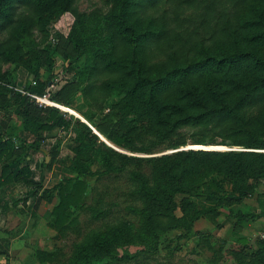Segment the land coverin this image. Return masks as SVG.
Instances as JSON below:
<instances>
[{"label": "trees", "instance_id": "trees-1", "mask_svg": "<svg viewBox=\"0 0 264 264\" xmlns=\"http://www.w3.org/2000/svg\"><path fill=\"white\" fill-rule=\"evenodd\" d=\"M76 2L0 0V32H9L0 43V110L12 109L19 120L7 129L0 126V188L21 177L33 183L26 162L29 152L39 151L41 133L71 131L77 142L75 175L54 185L58 201L46 221L56 233L80 235L63 264H118L153 256L160 242L159 217L187 232L198 220L217 217L219 209L236 212L237 222L253 219V213L232 207L256 193L264 181V0H105L106 10L88 12L79 11ZM186 9H191L189 15ZM65 12L74 19L68 34L59 35L64 46L59 49L46 39L50 24ZM34 33L42 42L22 53L19 41ZM59 55L66 62L62 69L70 73L51 100L91 122L112 99L116 125L99 128L111 142L135 152H151L159 144L176 148L188 140H226L244 149H184L137 158L103 145L85 122L56 107L38 106L30 96L43 94L58 77ZM11 62H16L14 73L23 67L32 77L22 88L1 71L2 64ZM21 130L37 136L28 142ZM133 159L147 161L149 172L129 170ZM90 175H124L131 198L127 208L136 220L118 217L82 233L79 210L97 220L105 218L102 207L84 204L93 190L86 181ZM213 175L232 180L230 192L223 193L222 182ZM203 180L209 191L199 187ZM178 194L183 196L179 203ZM192 195L214 204L200 209ZM40 196L47 203L53 198L46 191ZM178 204L180 216L175 213ZM262 206L258 209L264 210V202ZM230 244L226 252L234 264H264L260 239L255 248L246 236ZM124 245L140 248L118 255ZM34 254L41 262L55 256L39 249Z\"/></svg>", "mask_w": 264, "mask_h": 264}, {"label": "rangeland", "instance_id": "rangeland-1", "mask_svg": "<svg viewBox=\"0 0 264 264\" xmlns=\"http://www.w3.org/2000/svg\"><path fill=\"white\" fill-rule=\"evenodd\" d=\"M76 8L79 11L88 12L94 8H98L104 11L108 8V6L106 5L105 0H77ZM190 12L191 9H186L184 11V14L189 15ZM197 12H199V10H196L193 15H195ZM73 19L74 17L71 13L65 12L62 16L53 21L48 27L49 32L46 42L54 45L55 47H58L59 49H64L63 41L60 40L59 35L65 36L68 34ZM8 33L9 32H0V43L5 40L4 37H8ZM40 42H42V39H40V35H38L37 33H34V35L32 36L23 35L21 40L19 41V46L23 51L22 53H25L26 51L37 47ZM64 63H66L64 58L59 55L56 58L55 64V67L58 69L56 73H59V75L58 77H55V81H57L60 86L64 84L66 80H68L67 77L70 73L69 70L62 69L61 66ZM15 66L16 62L2 64L1 71L2 73H8L10 76L9 78L11 79H14L15 77L17 80L16 85L17 82L18 85H25L32 79V77L29 75V78L25 80L24 75H22L21 73L19 75L17 70L14 73ZM111 103L112 99H108L104 103L105 107L103 111L97 114L91 122L88 121L77 110L63 105L61 107L65 110L62 111L66 112L68 115L82 118L83 121L91 128L92 132L97 136L98 142L112 148L117 152L124 153L127 156L149 158L160 156L163 154H169L184 149H205L219 151L244 149L241 146L229 145L228 141L226 140H219L222 144H201L188 140L186 145H182L176 148L166 147L165 144H159L156 146L157 148H155L151 152L132 151L128 147L120 146L111 142L106 138L104 133H101V131L99 130V128L107 129L111 125H116L117 121L114 120V117L112 116L110 110ZM18 122V118L10 119L11 125H14ZM47 135L50 136L52 140L46 142L45 140H43L41 143L42 146L46 148V154H44L45 160L47 161V163L51 162V165L43 168H40L36 165V159L39 162V160L43 158V155L40 153L32 154L34 162L31 163L32 170L36 173L37 176L40 174L39 171H42L41 174L43 176H41L44 180H42L40 183H30L28 188L29 190L26 189L27 187L24 186L25 184L22 185L23 189L19 188L18 192L16 193L17 199H19L18 203L14 204L11 203L10 200L8 201L6 199V204H9L10 207L11 204H14L15 207L21 209V211L17 214V216H20L21 219L22 217H24L23 214L27 208V201L29 200V197L33 196L34 200L37 199V207L34 206L35 208L31 211L33 213L32 215L30 214V218L35 219V222L33 223V227L35 226L34 231L31 232L32 228L26 230V237H32V241H35V243H31V246L25 247L23 245H13L11 249H9L10 247L8 246H4V248L1 250H4L5 252L3 253L0 251V253H3L5 256V262H3L2 264H63V262H65L70 255L74 242L80 239V235H77L71 231L64 232L63 234L56 233L46 223V221L48 220L47 218L49 216L48 214L50 212V209H52L53 204H56L58 201L56 193L54 192V185H56L61 179L70 178L75 175L72 169L73 160L75 159L73 147L77 145V142L72 139L73 134L71 133V131L66 132L63 128L55 129L52 134L47 133ZM37 164L39 165V163ZM97 168V164H94L92 166L93 170H96ZM128 169H138L142 172L148 173L150 165L147 161H137L136 159H133L130 160ZM124 173L126 174V172ZM212 177L222 182L224 187L223 193L227 194L228 192H230L233 187L232 180L217 175H213ZM86 181L92 183L93 190L85 196L84 204H91L95 205L96 207H102L105 212V218L104 220H97L90 217L88 213L79 210V228L81 229L82 233H85L86 231L96 227H101L104 221H110L111 219L118 217H127L130 219H133V217H135L134 214L127 208V205L130 203L131 198L128 193L124 175L118 178L110 176H103L100 178L97 177V175H90L86 177ZM207 186L208 182L206 180H203L199 183V187L203 191H209ZM257 188L258 189L256 193H254L250 197H247L243 203L233 205L234 210H238L241 208L245 213L250 212L256 214L258 208L263 207L262 204L264 202V181H261V183L258 184ZM44 191H46L47 194L51 193L53 198L50 203L43 202L44 214L42 217H40L39 215L38 217L35 213L36 209L39 207V200L42 198L40 195H42ZM181 197H183L181 194H178L176 196L177 203H179ZM190 199H192L195 203V206L200 209L209 207L214 204L213 201H208L202 195H192L190 196ZM175 213L177 216H180L182 214L179 204L177 205ZM35 217L38 218L36 219ZM221 217L222 220L221 218L217 219V217L212 218L211 216L200 219L195 223L194 228H192V230L188 232L184 228V230H182V228L180 229L178 227H175L173 221L159 217L157 219V222L162 229L160 234V242L153 256L139 257L138 262L131 261L118 264H217V259H219L220 263L222 262V264H233L234 261L226 252V249L231 245L230 242H227L226 240V244L221 246L219 240L220 237H227L229 233L228 225L222 228L223 230L221 231L220 223L223 222L225 218L223 215ZM249 222L247 224H243L245 225L244 227H240L238 225L234 226V228L237 229V232H240L241 230L242 233H245L249 230L248 227H253L255 225V221L250 219ZM16 226L17 227L11 230V236H15L18 233L21 225L17 224ZM28 231H30V233ZM261 231L262 230H258V233H260ZM253 238L255 241L259 239L257 234H255ZM23 248H27V250L30 251L27 257L28 260L25 263L18 259V254H21ZM138 248L140 247H137L135 245H124L121 248H118L116 252L118 255H121L124 252L133 254ZM220 248L221 251H219ZM37 249L44 251H53L55 252V256L53 257V259L50 258L51 260H44L43 262L38 261L34 254V251Z\"/></svg>", "mask_w": 264, "mask_h": 264}, {"label": "crops", "instance_id": "crops-1", "mask_svg": "<svg viewBox=\"0 0 264 264\" xmlns=\"http://www.w3.org/2000/svg\"><path fill=\"white\" fill-rule=\"evenodd\" d=\"M17 72L19 73V75H20V73L22 75H24L25 80H27L29 78V72L23 67H19ZM17 86L20 87V88L23 87V85L22 86L18 85V82H17ZM11 118L12 119L16 118L13 115V113H12V109L0 110V126L3 129H7L9 126H12L11 123H10V119ZM16 124L17 123H15L14 125H16ZM53 131H51V132H43L40 135L42 137H44L45 142L46 141H51L52 138H50V136H48L47 133L52 134ZM19 135L21 137H23L28 142H32L37 136L36 134L30 132L29 130H21ZM47 138H50V139H47ZM34 153H36V154L40 153V154L43 155V158L40 159L39 162L36 159V165L38 167H40V168L41 167L43 168L44 167L43 163H47V161L45 160V155H44V154H46V148L41 145L39 151H35V152L31 151V152H29V156L27 157L28 162H26V163L29 164V169H30L29 170V174H28L29 180L31 182H33V183H37V182L40 183L42 180H44L43 177H42L43 175L41 174L42 171L40 170L39 171L40 174L37 176L36 173L32 170V167H31V163L34 162L33 161V156H32V154H34ZM24 163L25 162H23L22 164H24ZM37 163H39V165ZM18 166H21V165H18ZM0 167H1V165H0ZM0 170H1V168H0ZM22 185L26 186L27 187L26 189L29 190L28 188H29L30 184H27L25 182L24 178H22V177L20 179L18 178L17 181L12 182L10 184H7V185H5V186L0 188V251H3L1 249H3L4 246L5 247L8 246V247H10L9 249H11V247L13 245H23L25 247V246H31V243H35V241H32V237H30V238L26 237L27 236L26 235V230L32 228L31 232L34 231V227L35 226L33 227V223L35 222L34 221L35 219L30 218V216L33 213V212H31L32 209L37 207L36 206L37 205V199L34 200L33 196L29 197V200L27 201V208L24 211V214H23L24 217H22V219L20 218V216H17L18 212H20L21 209H19L18 207H15V205H14V204L18 203L19 199H17L16 193L18 192L19 188L23 189ZM6 199L8 201L10 200V202L14 203V204H11V207H10L9 204H6V201H7ZM43 202L47 203L43 199L39 200V205H38L39 207L36 209V213L34 212L36 214V216H38V215L40 217L43 216V214H44V210H43L44 203ZM232 210H234V208ZM50 211H51V209H50ZM234 211H237V209L234 210ZM235 214H236V212L231 215V214H229L228 211H226L224 209H219V215L217 216V219L221 218V220H222V217H221L222 215L225 217L224 221L220 223L221 231L223 230L222 228H224L226 225H228V230H229V233H228L227 237H225V238L222 237L221 238L219 236L220 237L219 240H221L220 242L225 245L226 244V240H227V242L233 243V242L236 241V238H238L239 236H246V237L250 238V245L253 248H255L257 241H255L253 237H254L255 234H257V235L259 234L258 230H263L264 229V210L263 209H258L256 214H254L255 216H253V219L251 218V220L255 221V225L253 227H251V226L248 227L249 230L247 232H245V233H242L241 230H240L241 233L237 232V229L234 228V226H238L239 225L240 227L241 226L244 227L245 225H243V224H247L250 221V219H247L245 221L237 222L238 219L234 216ZM17 224L21 225L20 229L18 230V233L15 236H11V230L14 229L15 227H17L16 226ZM249 224H250V222H249ZM28 232L30 233V231H28ZM29 252L30 251H28L27 248H23V251L21 252V254H18L19 255L18 259L20 261H23L24 263L27 262V260H28L27 257H28V253ZM3 253H0V264L5 262V256H4ZM9 253H10V251H9ZM221 264H222V262H221Z\"/></svg>", "mask_w": 264, "mask_h": 264}, {"label": "built area", "instance_id": "built-area-1", "mask_svg": "<svg viewBox=\"0 0 264 264\" xmlns=\"http://www.w3.org/2000/svg\"><path fill=\"white\" fill-rule=\"evenodd\" d=\"M35 82L33 81V84ZM59 83L55 81V78L48 83L47 88L45 89V92L41 95L38 94H30L31 98L34 100V102L38 106L46 107V106H51V107H56L60 110L65 111L59 103L51 100V95L59 88ZM258 238L264 243V231H261L258 234Z\"/></svg>", "mask_w": 264, "mask_h": 264}, {"label": "water", "instance_id": "water-1", "mask_svg": "<svg viewBox=\"0 0 264 264\" xmlns=\"http://www.w3.org/2000/svg\"><path fill=\"white\" fill-rule=\"evenodd\" d=\"M77 116V115H76ZM78 118H80V117H78ZM81 119V121H83V119L82 118H80ZM84 122V121H83Z\"/></svg>", "mask_w": 264, "mask_h": 264}, {"label": "bare ground", "instance_id": "bare-ground-1", "mask_svg": "<svg viewBox=\"0 0 264 264\" xmlns=\"http://www.w3.org/2000/svg\"><path fill=\"white\" fill-rule=\"evenodd\" d=\"M68 111V110H67ZM70 112V111H69ZM71 113H73V112H71Z\"/></svg>", "mask_w": 264, "mask_h": 264}]
</instances>
